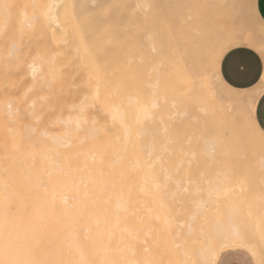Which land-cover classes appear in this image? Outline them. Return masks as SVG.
I'll list each match as a JSON object with an SVG mask.
<instances>
[{"label":"bare ground","instance_id":"6f19581e","mask_svg":"<svg viewBox=\"0 0 264 264\" xmlns=\"http://www.w3.org/2000/svg\"><path fill=\"white\" fill-rule=\"evenodd\" d=\"M210 1L127 0L116 8L112 0H0V264H214L228 246L256 252L257 215L244 228L208 216L211 203L232 188L243 193L245 183L231 182L222 145L203 124L211 113L242 140L249 127L234 105L243 100L264 136L258 95L222 102L208 74L220 70L221 47L224 55L240 45L264 50V35L234 22L245 0H213L217 17L206 28ZM171 52L188 88L197 84L181 99L167 83ZM171 116L180 122L169 130ZM248 144L242 150L260 174L264 144ZM194 153L222 180L183 217L168 177Z\"/></svg>","mask_w":264,"mask_h":264},{"label":"rangeland","instance_id":"374dc122","mask_svg":"<svg viewBox=\"0 0 264 264\" xmlns=\"http://www.w3.org/2000/svg\"><path fill=\"white\" fill-rule=\"evenodd\" d=\"M127 0H112V2L118 4L114 6L116 8L122 7L126 5ZM171 1V2H170ZM174 2V0H166V2L169 3V5ZM210 1V0H209ZM210 2L207 3V6L205 7V10L202 13V19L204 21L205 27L207 26L208 28L212 27V23L217 17V11H216V4L215 2ZM122 6H121V5ZM242 10L240 11V15L237 16L236 22L239 24L241 27L245 29L246 32L248 33H254L257 35H264V25L261 24V22L257 19L255 10L253 7V2L251 0H245L242 4ZM212 18V19H211ZM233 16L229 17V20H231ZM211 21V22H210ZM210 24V25H209ZM206 27V28H207ZM112 34H116V29L112 28L111 29ZM126 39H129V35L127 34ZM240 46H247L250 47L257 52L261 53V50H257L254 47L248 46V45H240ZM237 46V47H240ZM236 48V47H235ZM229 52V51H228ZM227 52V53H228ZM175 54L174 52L169 53L168 57L172 56ZM225 56V55H224ZM223 56V57H224ZM222 57V59H223ZM264 58V57H263ZM221 59V61H222ZM175 64V65H174ZM221 65V63H220ZM170 74V75H169ZM209 82L211 83L213 89L215 90L216 95L218 96L219 100L222 102L227 101V99H233L235 96H242V97H247L250 94H257L259 96L260 91L262 90V87L260 84H258L255 88L251 90H237L232 87H230L225 81L226 85H224L221 82V74L220 70L218 71L216 68L213 69L212 66L209 67ZM223 79V78H222ZM262 79V78H261ZM167 83L170 88V91L175 98H179L180 94L183 93V91L188 88L187 82L185 81L182 72L179 69V65L176 61L175 58L170 57L168 60V68H167ZM185 84V85H184ZM197 84H191L190 89L187 91L189 94L197 90ZM192 96V94L190 95ZM236 109L239 111L242 120L246 124L247 127V132L244 129V132L242 133V140L244 139V143L242 142L241 135L240 138L237 141L234 139L233 134H231L224 127H222L214 118L213 114H209L206 117H204L205 122L203 124V130L204 133L207 135V137L211 139H216L220 141V145L223 148L222 152L223 158H222V165H227L231 164V182H241L244 181L245 183V190L243 189V193L241 191H237V195H234V189L232 188V193L228 194L227 196H222L218 198V202H213L211 203L208 208V216L209 218H217L219 221L222 223H226V220L230 219L236 221L240 227L242 222V228L247 226L251 219L252 222H255L256 219L255 217H258L260 219V229L261 231L257 235L256 231L254 230V238L251 239L253 241L252 247L256 251L255 253L251 252L250 249L248 248H242L240 246H228L225 248H222L220 250V253L218 255V258L216 260L217 264H264V170L262 173L258 174L257 171L259 170L256 167L258 166L254 159L253 156L250 155H245L244 151L242 149H247V145H249V139L250 141L255 142L256 144H264V136H261L255 131V123L252 121V118L249 119L248 116V109H247V104L242 100L238 102L237 104L234 105ZM162 116H166V110L164 108L162 109ZM167 117V116H166ZM252 117V116H251ZM171 118V119H170ZM169 121V122H168ZM252 121V122H251ZM180 121L175 120L173 116L167 118V126L168 129L171 130L174 126H176ZM250 122V123H249ZM161 123V122H160ZM254 124V126H253ZM162 125V124H161ZM161 125H159V129H161ZM162 131V130H161ZM159 131L158 135L163 136V131ZM246 132V134H245ZM249 132V133H248ZM235 135V134H234ZM248 136V141L246 140ZM246 137V138H245ZM231 140V143L229 142ZM241 140V141H239ZM233 141V142H232ZM239 141V142H238ZM164 142V138L160 137V144ZM226 142V144H225ZM247 142V144H245ZM190 142H186V147L189 151H193V147H191ZM231 144V145H229ZM244 146L242 148V146ZM227 145V146H224ZM225 148H224V147ZM236 149L235 147L237 146V152L236 150H232L233 148ZM191 147V148H190ZM230 149H229V148ZM241 147V148H238ZM161 148V145L160 147ZM229 151V152H228ZM236 152V154H235ZM230 153V154H229ZM246 153V152H245ZM229 154V155H228ZM238 154V155H237ZM242 154V155H241ZM228 155V157L226 156ZM236 156V157H233ZM238 156V157H237ZM189 160L184 159L182 162L181 169L178 171H174L169 177V193L171 194L173 191H177L178 198L181 199V202L176 203L177 206L181 207V210H183V217L188 216L189 210H192L195 205V199L201 197V196H206L207 195V187L210 184L215 183L218 178L222 180L221 175H217L216 171H211L209 170L208 167V162L204 161L199 154H192L187 157ZM164 164L166 162H169L164 158ZM207 169V171L205 170ZM165 170V168H164ZM205 172V173H204ZM263 179V182H262ZM196 181V182H195ZM209 181V182H208ZM176 183V184H174ZM188 183V184H187ZM247 184V185H246ZM177 185H180V187H184L179 189ZM196 186L201 187V193H195L194 188ZM207 188V189H206ZM237 190V189H236ZM235 190V192H236ZM242 194H241V193ZM228 197V198H227ZM230 197V198H229ZM222 198V199H221ZM238 200V214L236 211L229 209L231 207L230 202L234 200ZM262 198V199H261ZM194 203V204H193ZM217 203V205H216ZM213 205V206H212ZM220 205V206H219ZM250 206L251 210L248 211L247 207ZM260 206V208H258ZM214 207L213 209H211ZM192 208V209H191ZM217 209V211H216ZM230 211H229V210ZM241 209V210H240ZM215 210V211H213ZM213 211V212H212ZM211 213V214H210ZM231 213V214H229ZM233 213V214H232ZM236 213V214H235ZM228 214V216H227ZM253 214V216H251ZM236 215V216H234ZM257 215V216H255ZM234 216V217H233ZM239 216V217H237ZM252 218H251V217ZM255 216V217H254ZM237 217V218H236ZM227 218V219H226ZM240 219V220H239ZM203 218H198V221L203 222ZM229 221V220H228ZM239 221V222H238ZM248 221V222H247ZM208 228V227H207ZM210 228V224H209ZM200 231L198 230L196 232V235H199ZM200 242H198L199 245ZM258 245V246H257Z\"/></svg>","mask_w":264,"mask_h":264},{"label":"crops","instance_id":"0c3cea01","mask_svg":"<svg viewBox=\"0 0 264 264\" xmlns=\"http://www.w3.org/2000/svg\"><path fill=\"white\" fill-rule=\"evenodd\" d=\"M256 6L257 12L264 23V0H256ZM245 65L248 66L250 71L245 75H239L238 73L243 71ZM263 73L264 58L259 52L247 46L231 49L225 54L220 65V74L223 80L230 87L237 90L255 88L260 83ZM255 121L258 127L264 131V89L260 91L256 103ZM216 260L214 264H217Z\"/></svg>","mask_w":264,"mask_h":264},{"label":"snow or ice","instance_id":"6c2138e0","mask_svg":"<svg viewBox=\"0 0 264 264\" xmlns=\"http://www.w3.org/2000/svg\"><path fill=\"white\" fill-rule=\"evenodd\" d=\"M229 47H230V46H229ZM224 52H225V48H224V47H221V49H220V51L218 52L217 57H216V59H217L218 61H219L220 57L224 56ZM260 55H261L262 57H264V50H261ZM225 59H227V58H225ZM249 71H250V69L248 68L247 65H245L243 71H240L238 74H239V75H245V74H247ZM248 116H249V119H251V116H252L251 108L248 109ZM253 126H254V124H253ZM261 134L264 135V131H262Z\"/></svg>","mask_w":264,"mask_h":264}]
</instances>
